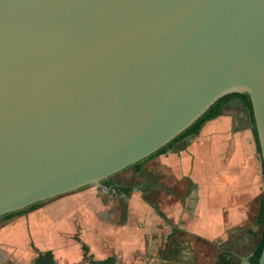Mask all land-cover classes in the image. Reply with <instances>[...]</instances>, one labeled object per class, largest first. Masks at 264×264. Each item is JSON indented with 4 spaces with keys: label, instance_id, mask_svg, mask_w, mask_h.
<instances>
[{
    "label": "water",
    "instance_id": "1",
    "mask_svg": "<svg viewBox=\"0 0 264 264\" xmlns=\"http://www.w3.org/2000/svg\"><path fill=\"white\" fill-rule=\"evenodd\" d=\"M235 92L264 170V0H0V218L103 184Z\"/></svg>",
    "mask_w": 264,
    "mask_h": 264
},
{
    "label": "crops",
    "instance_id": "2",
    "mask_svg": "<svg viewBox=\"0 0 264 264\" xmlns=\"http://www.w3.org/2000/svg\"><path fill=\"white\" fill-rule=\"evenodd\" d=\"M240 105L232 100L185 147L178 143L144 162L140 175L148 165L154 180L149 202L145 180L128 195L122 192L128 173L120 171L112 185H91L68 193L67 201L59 197L0 221V264H30L31 237L58 252L63 264H87L79 241L53 239L68 236L71 224L94 260L114 255L115 264H222L221 258L223 264H248L261 236L264 174L250 113ZM180 233L189 240H179ZM196 240L211 247L210 261L185 254L184 246Z\"/></svg>",
    "mask_w": 264,
    "mask_h": 264
},
{
    "label": "trees",
    "instance_id": "3",
    "mask_svg": "<svg viewBox=\"0 0 264 264\" xmlns=\"http://www.w3.org/2000/svg\"><path fill=\"white\" fill-rule=\"evenodd\" d=\"M239 100L249 111L250 116H251V121L253 123V132H254V136H255V140L257 143V147H258V151L260 152V146H259V141H258V136H257V130L255 127V121H254V117H253V110H252V103L250 100V96L248 93H230L227 94L223 97H221L219 100H217L212 106L211 108L203 115L201 116L196 122H194L190 127H188L186 130H184L181 134H179L176 138H174L172 141H170L167 145H165L164 147H162L161 149H159L157 152H155L154 154L150 155L149 157H147L146 159L134 164L132 167L141 172L142 171V166L144 164L145 161L151 159L152 157H155L161 153H164L170 149H173L174 146L178 143L182 144L183 147H185L188 143H189V139L191 137H194L196 135L199 134L201 128L203 127V125L221 115L223 113V109L224 107L231 102L232 100ZM263 174H264V170H263ZM110 179V178H109ZM106 180L104 182V184L107 185H112L111 180ZM129 191V188H122V192H124L125 194H127ZM41 203L38 204H34L32 206H30L29 208L25 209V210H21L19 212L16 213H11V214H7L6 217H11L12 215L15 214H21V213H25L30 211L31 209L35 208L36 206H38ZM2 217V218H4ZM258 222L260 224L261 227V236H260V240L258 245L256 246L253 255L250 258V262L248 264H258L259 261V257L261 255L263 246H264V193H263V197L261 200V206H260V211H259V215H258ZM223 261H225L224 258H221V263L223 264ZM116 262V258L115 256H110L104 260H91V264H115ZM35 264H54V260L52 257V254L50 252H48L45 255H40L38 258H36L35 260ZM226 264H231V262H226Z\"/></svg>",
    "mask_w": 264,
    "mask_h": 264
},
{
    "label": "rangeland",
    "instance_id": "4",
    "mask_svg": "<svg viewBox=\"0 0 264 264\" xmlns=\"http://www.w3.org/2000/svg\"><path fill=\"white\" fill-rule=\"evenodd\" d=\"M240 107L241 108H244L245 110H246V112H249L248 111V109L246 108V107H244L243 105H240ZM249 114V113H248ZM249 116V115H248ZM256 152H258V151H256V149H255V153ZM150 161L148 160V162H146V164H150L149 163ZM145 164V163H144ZM148 165H146V167H144V172H143V174L142 175H140L139 173H136L134 170H133V168L132 167H128V168H126L125 170H123V171H126L127 173H128V176L127 177H124V179L121 181L123 184H124V182H126V183H131V184H133V185H137L138 183L140 184V182L141 181H143V180H145L144 182H146L147 183V188L146 187H143V190L146 192L147 191V193H146V196H145V199H146V201H148L149 202V199L151 198V199H153V197H151V195L152 194H154L153 192H150V188H149V186H150V184L151 183H153L154 182V180H153V177H152V173H151V171L149 170V168H148ZM122 171V172H123ZM140 173H142V172H140ZM116 175V174H115ZM142 177H144V178H142ZM141 180V181H140ZM146 185V184H145ZM90 186H87V188H89ZM102 187V184H101V186L99 185V188H101ZM87 188H85V189H87ZM85 189H83V190H85ZM99 190H101V189H99ZM149 190V191H148ZM59 197H61V198H63V199H65L66 201L67 200H69V198H67V197H69V194H64V195H61V196H59ZM59 197H57V198H53V199H51V200H49V201H46V202H42L41 204H39L38 206H36L35 208H33V209H38L39 207H46L47 205H49L50 203H52L53 201H56V200H59ZM126 207H127V204H126ZM33 211V210H32ZM27 212H25V213H21V214H16V215H14L13 217H15V216H21V215H25ZM12 217V218H13ZM9 219H11V217H4V218H2V219H0V221H5V220H9ZM259 235H261V230H260V233L259 234H257V236H259ZM67 236V235H66ZM69 236H67V238H68ZM187 238L188 240H189V238H188V236H186L185 234H182V233H180L179 234V236H178V238H179V240L180 239H182V238ZM202 243H204V246L202 245ZM198 244L200 245V246H198ZM179 244H177V246H178ZM189 245V247H187L186 245L184 246V251H186V253L185 254H189V256L190 257H192V255L193 254H197L198 255V257H203V256H205V257H207L205 260L206 261H210V259H209V257H208V255H209V251L211 250V247L206 243V242H203V241H198V240H196L195 242H194V247H192V245H190V244H188ZM195 245L196 246H198V247H195ZM213 249V248H212ZM193 258V257H192ZM202 259V258H201ZM30 263H31V261H30ZM3 264H6V263H3Z\"/></svg>",
    "mask_w": 264,
    "mask_h": 264
},
{
    "label": "flooded vegetation",
    "instance_id": "5",
    "mask_svg": "<svg viewBox=\"0 0 264 264\" xmlns=\"http://www.w3.org/2000/svg\"><path fill=\"white\" fill-rule=\"evenodd\" d=\"M133 170L136 173H139L140 174V172L137 171V170H135L134 168H133ZM109 180H112V177ZM105 185H107V184H105ZM121 185H122L123 188H129V191L130 190H134V188L136 187V185H133L130 182L129 183L124 182V184L121 182ZM107 186H109V185H107ZM127 195H128V193H127ZM39 208H42V207H39ZM32 210L35 211V209H31L27 213L31 212ZM13 216L14 215H12L11 218ZM0 219H2V218H0ZM69 224H70L69 222L64 223V227H67V229H68ZM71 225H72V227L74 229L71 232H69L68 236L69 235L70 236L68 238L70 239V241H79L80 242L81 248H82V257L81 258L87 264H91V260H93L94 258H93V256H91V254H89V250H88L86 241L84 240V238L79 233V229H77L73 224H71ZM68 238H67V236H64V237L63 236H58V235L56 237L53 236V239H55L58 243H59V241H61V240L64 241L65 239H68ZM40 243L41 242L39 241V239H33L32 237L29 239V248H30V250H31V252L33 254L32 255V258H31V263L30 264H35L36 258H38L40 255H45L48 252H50L52 254V257H53V260H54V264H63V263H61L60 258H59L61 255L59 256L58 252H55L52 248H48V247L47 248H44L43 245L41 247V244ZM115 258L117 259L116 256H115ZM14 264H16V263H14Z\"/></svg>",
    "mask_w": 264,
    "mask_h": 264
}]
</instances>
